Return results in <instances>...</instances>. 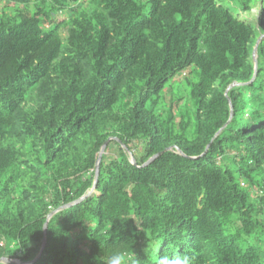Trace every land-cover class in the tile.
Wrapping results in <instances>:
<instances>
[{"label": "trees", "instance_id": "obj_1", "mask_svg": "<svg viewBox=\"0 0 264 264\" xmlns=\"http://www.w3.org/2000/svg\"><path fill=\"white\" fill-rule=\"evenodd\" d=\"M0 1V259L264 264V0Z\"/></svg>", "mask_w": 264, "mask_h": 264}, {"label": "water", "instance_id": "obj_2", "mask_svg": "<svg viewBox=\"0 0 264 264\" xmlns=\"http://www.w3.org/2000/svg\"><path fill=\"white\" fill-rule=\"evenodd\" d=\"M260 38H261V37H259V38L255 41L254 46H253V50H252V59H253V62H254V68H255V69L257 68L256 46H257L258 41L260 40ZM255 76H256V72H255V74H254V78H255ZM254 78H253V79H254ZM230 87H231V86H229L228 89H229ZM228 89H227V90H228ZM231 115H232V112H231ZM219 133H220V131L214 136V138L217 137V136L219 135ZM214 138H213V139H214ZM213 139H212V141H213ZM109 140H110V139H108L106 142H104V144L101 146L100 151H99V153H98V157H97V161H96V166H95V176H94L95 182H96V180H97L98 173H99V162H100V160H101V157H102V155H103V153H104V151H105L106 145H107V143H108ZM211 143H212V142H211ZM209 146H210V144L206 147L205 152L207 151V149L209 148ZM205 152H204V153H205ZM157 156H158V155H155V156H153L152 158H150L147 162H145V163L143 164V166H146V165H148L149 163H151V162H152ZM130 161H131V163H132L134 166H136L135 160H134L132 157L130 158ZM95 182H94V183H95ZM94 189H95V187H94V185H93V187L91 188V191H90L88 194H86L85 196L81 197L80 199H78L77 201H75V202L72 203V204H69V205H67V206H63V207H61L60 210L66 208V207H69V206H71V205H73V204H76V203H78V202H80V201H82V200L85 199L87 196H89V195L94 191ZM54 213H55V212L51 213V214L48 216V218H49L50 216H52ZM46 226H47V221L44 223V226H43V232H44V233H45V231H46ZM45 243H46V239H45V237H44L43 240H42V246H41V249H40V252H39L38 256H37L32 262H30L29 264L35 262V260L39 257L41 251L43 250V248H44V246H45ZM0 263H4V264H19V263H17V262L11 261V260H9V259H7V258H1V259H0Z\"/></svg>", "mask_w": 264, "mask_h": 264}, {"label": "clouds", "instance_id": "obj_3", "mask_svg": "<svg viewBox=\"0 0 264 264\" xmlns=\"http://www.w3.org/2000/svg\"><path fill=\"white\" fill-rule=\"evenodd\" d=\"M93 264H140V259L132 251L131 253L127 251L116 250L109 254L106 258L100 257L99 255L93 258ZM158 264H166L164 258ZM176 264H190V261L185 258L184 260H178Z\"/></svg>", "mask_w": 264, "mask_h": 264}, {"label": "rangeland", "instance_id": "obj_4", "mask_svg": "<svg viewBox=\"0 0 264 264\" xmlns=\"http://www.w3.org/2000/svg\"><path fill=\"white\" fill-rule=\"evenodd\" d=\"M0 5H1V1H0ZM255 13H256V8H254V9L252 10V12H251V16H253L252 14H255ZM248 19H249V20H248ZM244 20H245L248 24H251V23L254 22V20L252 21V19L247 18V17H245ZM251 21H252V22H251ZM253 26H254V25H253ZM180 82H181V81H179V79L176 78V79L174 80L173 83H174L175 85L178 86V84H180Z\"/></svg>", "mask_w": 264, "mask_h": 264}]
</instances>
